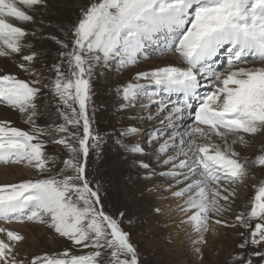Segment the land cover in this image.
<instances>
[{
	"label": "rangeland",
	"instance_id": "1",
	"mask_svg": "<svg viewBox=\"0 0 264 264\" xmlns=\"http://www.w3.org/2000/svg\"><path fill=\"white\" fill-rule=\"evenodd\" d=\"M234 2L0 0V154L7 153L0 166L12 174L21 167L12 183L0 180V203L26 206L15 208L20 215L0 218L16 223L0 227V264H264V136H258L264 133V90L249 91L241 124L225 131L232 141L243 140L237 151L224 143L226 154L209 135L219 138V131L200 122L197 97L205 86L176 119L173 106L180 104L168 105L164 85L151 78L155 70L171 76L173 66L175 76L187 71L177 66L181 61L164 59L183 50L185 36L255 29L261 16L249 13L253 4L244 7L245 21L232 18ZM173 9L185 11L170 45L146 41L164 26L156 12ZM226 49L207 74L210 84L223 87L228 70L264 63V55L240 58ZM210 90L222 100L221 90ZM247 122L251 129L241 134ZM204 138L218 151H202ZM217 157L240 176H223L214 166ZM148 179L154 192L162 188L161 196L145 188ZM196 198L202 208L191 212L187 203ZM160 199L181 206L160 209ZM197 219L203 248L178 251L175 234L191 230L187 224ZM209 224L223 228L210 254L204 249Z\"/></svg>",
	"mask_w": 264,
	"mask_h": 264
},
{
	"label": "bare ground",
	"instance_id": "2",
	"mask_svg": "<svg viewBox=\"0 0 264 264\" xmlns=\"http://www.w3.org/2000/svg\"><path fill=\"white\" fill-rule=\"evenodd\" d=\"M257 2L259 4L258 6H256ZM234 3H235V6L237 8L235 9V12L231 13L232 18L240 19L242 16V18H244L245 21L248 20V16L243 15L244 7H246L247 5L253 4L251 6V9L249 10V13H252L254 10L255 11L257 10L259 12V14H256L257 17L261 16L260 20H258V22H257L258 24H257L255 29L251 28L250 29L251 31H247V30H244L242 28V30L240 29V32L232 31V29H227V30H225L224 35H221V34L218 36L215 35L212 38H210V36H208L206 34H201L197 38L196 37L192 38L191 36L193 34L191 36H185L183 38V41L181 44L183 47V50L178 51V54L180 53V55L176 54L177 52L174 51L173 53H168V54L164 55V59L176 60V61L179 60V62L181 61V64L177 65V66L180 67V66L186 65L185 67H186L187 71L184 74L175 76V74H176V72L174 71L175 66H173V69L170 68V70H168V71H171V73H172L171 76H164V74L162 72L161 73L156 72L157 70H155L154 74L151 75V78H153V79H160V81L162 82V84L165 87L164 92H166V95L162 96V99L166 100L165 96H167L169 98V100H167L169 103L168 105H174L175 103L180 104L177 106H173L175 109L174 115H175L176 119L182 117L183 112L187 111V105L191 104V100L194 99V97H196L197 92L199 91L197 87L200 85L205 86V89L207 91H203V94L200 97L199 96L197 97V101H198L197 102V104H198L197 105V111L199 112L200 122L205 124V125H210L211 129H215V130L219 131V138L218 137L215 138V135H212V134H209V135H210V137L214 138L216 145L218 147H220V149L223 152H225L226 154H228V152L223 149L224 143H227V144L229 143V145H231L232 148L234 147V149L237 151V147L240 145V143L243 140L242 139L241 140L235 139L234 141H232L233 140V139L231 140L232 134L231 133L227 134L225 131H231V129H234V127L237 126L236 124H241L239 122L240 117L243 116V113L245 111V107H246L247 103H249L248 102V97L250 94L249 91L252 90L251 94H254L257 90H264V85L261 84L264 81V80L262 81V79L264 77L262 74V72H263L262 70L264 69V63H257V64L256 63H250L247 66H245V71H242V69H241V71H237V70H230L229 71L228 70L227 73H224L222 75L223 76V87H219L215 84H210L209 82L206 81V79L208 77L207 74L211 73V71H212V66H214V65H217V67L220 66L218 61L222 59V56H223L222 53H223V51H225L226 48H228L226 50L229 53L241 54L240 58H243L246 54L255 55L256 57H258V56L263 57V55H264V0H235ZM184 11H185V9H180V10L175 12V10L173 9V10H167L165 12H161V11L156 12L155 19L159 22H163L164 26L160 27V29L158 31H154V34L152 36H150V38L147 39L146 41H152L153 40V41L157 42L158 44H162V46L170 45V42L174 36L173 35L174 34L173 33L174 25L180 26L183 24L181 22V20L179 19V15L180 14L182 15V13ZM240 13H242V14H240ZM139 18H140V15H139ZM138 23L143 24V26H147V25H148V27L150 26V24H148L147 21H144V22L139 21ZM131 27L133 28V22H131ZM132 28L131 29L127 28L126 31H124V34L130 35L128 33L130 31H132ZM144 35H146V34H143L142 38H144ZM131 37H132V39H136L138 36H136L134 34V35H131ZM225 43L227 44V46L224 49L223 44H225ZM184 50H186L187 52H185ZM161 55L162 54H160V56ZM181 55H184L186 58L185 59L181 58ZM229 57L230 56H227L228 60H229ZM233 59L234 58H231L230 60H233ZM168 65H170V64L165 63L164 66H168ZM161 70L165 71L166 68L165 69L162 68ZM203 74H204V77H201ZM237 76L241 77V78L244 77V78H247L249 80L245 81V79H242V82H241V81L236 79ZM211 88L216 89L217 91L221 90L223 92L222 100H216L215 99V94H214V92H212L210 90ZM183 115H185V113ZM216 115L223 116L224 118H226V120H224V119L221 120L220 118L219 119H214V118L212 119V117L216 116ZM172 117H173V115L171 116V118ZM255 117L256 118H254L255 120L253 119V122H256L257 116H255ZM227 119H230V122ZM230 123L232 125H230ZM180 125L183 126L184 128L187 127V124H185V123L179 124V126ZM250 125H251L250 122H247L246 124L241 125V129H242L241 134L243 132L249 131L251 129ZM252 125H255V124L252 123ZM209 131H210V129H209ZM211 133H213V132H211ZM258 136L261 138L264 136V133L258 134ZM217 139H219V140H217ZM204 140H205L206 145L201 144V150L202 151H205L207 153H212V154L214 153V151L215 152L218 151L216 147L209 146V143L207 142L206 138H204ZM1 149H3V148H0V150ZM18 149H20V148L18 147ZM9 150L13 151L14 153H16L18 155L20 154L19 153L20 151H18L16 149L9 148ZM260 152H257V153L260 155V154H262ZM6 155H7V153L5 155L0 154V158H4V157H6ZM208 158H210V157H208ZM214 166H217L216 169L221 168L220 171H222V172H223V170H225L224 171L225 173L222 175L225 177H229L228 179H230V178L232 179V177H235L236 175L240 176V172L237 169H235V167H233V166L226 167L225 169H223V165L221 164L220 160H218V157L215 161ZM186 168L188 169V167H186ZM20 169H21V167H19V166L15 167L14 170L12 169L15 173L12 174L9 171L10 169H8L5 165L1 164V166H0V180L3 181L4 183H7V182L12 183V181L16 180L15 176L19 174ZM179 169H182V166H180ZM191 171L192 170L190 169V172ZM25 172L28 173V170L25 169ZM178 172H181V170H179ZM183 178H185V177L177 178V179L179 180V179H183ZM203 178H204L203 182H207V181L209 182L210 181V177H208L207 175H204ZM146 181H147V184L145 185V188L151 190L153 192L154 197H157L159 195L161 196L160 190L162 188L158 189V191L154 192L156 189L155 190L153 189L155 184L153 183L152 179L151 180L148 179ZM196 183H197V181L195 180L192 183V185H196ZM218 183H220V182H218ZM207 187H208V185H207ZM224 188H221L220 184H218V187H217L218 191H224L225 190ZM211 190L209 189V191L214 192L215 189H213V187H212ZM197 195H200L199 198H203L201 193H199ZM193 196H194V194H193ZM238 197H240V196H238ZM148 199H149V197L144 198L143 200L147 201ZM186 202L187 201H185V203ZM201 202H202V200H197V198H196L193 201L187 203V207L188 208L190 207L189 211L191 210V212H194V209H196V207H198V208L200 207V209H201L202 208ZM17 206L21 207V209L19 211H23L26 208V206L24 204H19V203H14V204H1L0 203V218L5 217V219H8L9 218L8 216L20 215L21 212H19L17 210L15 211V208ZM180 206H181L180 201H178L177 203L172 202V204L169 207L166 205V202L164 201V199H160L159 202H157V207L160 209H164V210L167 208L172 209V207L176 210V208H178ZM187 207H184V208L187 210ZM32 213H35V211L32 210V212H30V214H32ZM30 214H27V215H30ZM174 216H176V213H174L173 215H169L166 218V221L168 224H171V222L175 220ZM194 216H195V214H194ZM6 217H8V218H6ZM173 217H174V219H173ZM17 219H19V218H17ZM195 219H196V217H195ZM28 220H30V219H28ZM14 224H16V223L8 224V223L3 221L2 223L0 222V227H4V225L7 227L9 225L14 226ZM23 225H26V224H23ZM23 227H26V226H23ZM187 227H190L191 230H185V232H183L180 237L177 234H175L173 246H175L178 249V251L182 250L185 246H188V245L192 250L195 247H201L202 246L201 242L204 239V237L200 236L201 235L200 231H202V228H203V226L200 224V221H198V219H197V221H195L193 224H190V225L187 224ZM27 228H29V227H27ZM173 228L174 227L170 226L171 231H174ZM18 229L21 230V228H18ZM208 229L211 230V232H208L206 234V236H207L206 239H207V242L209 244L208 243L206 244V242H205L204 249L208 250V253L210 254L213 252L212 251L213 250V246H212L213 241H216L218 239H222L223 228H218L217 224H214V225L209 224ZM19 236H20V238L22 237L20 234H19ZM183 237H186V239H184ZM202 248H203V246H202Z\"/></svg>",
	"mask_w": 264,
	"mask_h": 264
}]
</instances>
